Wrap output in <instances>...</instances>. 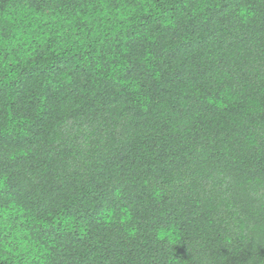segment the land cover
I'll return each instance as SVG.
<instances>
[{
	"label": "trees",
	"instance_id": "obj_1",
	"mask_svg": "<svg viewBox=\"0 0 264 264\" xmlns=\"http://www.w3.org/2000/svg\"><path fill=\"white\" fill-rule=\"evenodd\" d=\"M0 264H264V0H0Z\"/></svg>",
	"mask_w": 264,
	"mask_h": 264
}]
</instances>
